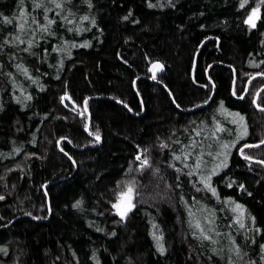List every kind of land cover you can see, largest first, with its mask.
<instances>
[{"label":"trees","instance_id":"16d2710c","mask_svg":"<svg viewBox=\"0 0 264 264\" xmlns=\"http://www.w3.org/2000/svg\"><path fill=\"white\" fill-rule=\"evenodd\" d=\"M241 3L0 0V264H264V164L239 151L264 161V4L252 30ZM132 172L169 199L124 221Z\"/></svg>","mask_w":264,"mask_h":264},{"label":"rangeland","instance_id":"374dc122","mask_svg":"<svg viewBox=\"0 0 264 264\" xmlns=\"http://www.w3.org/2000/svg\"><path fill=\"white\" fill-rule=\"evenodd\" d=\"M247 2H246V5H244L246 8H247V10L249 11V15L251 14V12H252V9L253 8H258V12L256 13V16L258 17V18H260V15L262 14V6H263V4H264V0H246ZM249 17V16H248ZM257 18V19H258ZM248 19V18H247ZM257 76H260V75H257ZM248 86H249V84L247 85V87L246 88H248ZM260 90L257 92V95H256V97L257 98H259V96L261 95V93L264 91V86L262 87V88H259ZM255 97V98H256ZM86 112H87V116H88V118H89V116H90V114H89V112H88V110L86 109ZM90 127H91V124H90V118H89V122H88V125H87V128H86V130H89V135H90V131H91V129H90ZM100 139V138H99ZM99 139H97V138H95L94 137V140H98V145L97 146H99V144L100 143H102V142H100V140ZM87 149V148H86ZM140 158L138 159L137 158V161H139V164L141 165L142 163H143V158L144 157H146V156H144V157H142V156H139ZM148 158V160H149V164L148 165H146V166H144L143 168H141L140 167V165H139V167H137L136 169H137V172L140 170V172H142V173H145L146 171H147V169L148 170H150L151 169V167H149V165L151 164L150 163V159H149V157H147ZM244 159H247V158H244ZM258 160V159H257ZM256 159H252V160H250V161H255L254 163H256V161H257ZM258 162V161H257ZM152 170V169H151ZM154 171H155V169L154 170H152V172L154 173ZM134 174H136V173H134V172H132L131 174H130V177H128V178H126L124 181H123V183H122V185L120 186V192L118 193V200H121V197H120V193L121 192H125V193H127V189L129 188V186H131V188H132V193H131V203L132 204H134L135 206L134 207H132L131 209H130V211L129 212H127V214H126V217H127V215L133 210V209H135V207L137 206V205H139V204H143V203H145L147 200H149V198L151 199V201H152V204L154 205H156V204H158V202H159V200H162V199H164V197L166 196V195H163V194H161L160 193V190L162 191V188L160 187V184H159V182H157V185H155L156 186V188H158L159 189V191H157L156 192V195L154 194V195H152V194H145L143 191H144V187H145V184L144 183H139V182H137V180H138V178L140 177V175L139 174H137V175H135L134 176ZM133 177H135V178H137V179H134ZM161 196V197H160ZM125 197H127V195L125 196ZM168 199H169V196H166ZM123 200H124V198H123ZM126 217H123L122 219L125 221V220H127L126 219ZM123 221V222H124Z\"/></svg>","mask_w":264,"mask_h":264},{"label":"snow or ice","instance_id":"6c2138e0","mask_svg":"<svg viewBox=\"0 0 264 264\" xmlns=\"http://www.w3.org/2000/svg\"><path fill=\"white\" fill-rule=\"evenodd\" d=\"M90 2H91V0H89V3H90ZM169 2L171 3V0H169ZM245 3H246V0H242L241 7H244V4H245ZM35 6H36V7H40L39 4H36ZM59 6L62 7L63 5H59ZM150 6H153V7H154L155 5H151V4H150ZM257 12H258V8H253L251 14L249 15V17H248V19H247V21H246V22L249 23L252 27H256V19L258 18V17L256 16V13H257ZM0 15H3V14L0 13ZM84 19H88V17H84ZM125 19H127V17H125ZM4 21H5V22H8V23L11 22L10 18L7 17V16L4 17ZM92 22L95 23L94 20H93ZM51 23H54V21H49V24H51ZM20 27L23 28V24H21ZM40 27H41L42 29H47V25H44V24H41ZM17 39H19V37H17ZM21 42H22V41H21ZM29 43H31V41H29ZM157 63H158V62H157ZM159 66H160L161 68L163 67L162 64L159 65ZM18 67H20V66L18 65ZM258 75H264V73H259ZM153 78H155V77H153ZM65 95L68 96L69 99H71V96H70L68 93H65ZM29 98H30V97H29ZM73 103H75V101H73ZM84 106L87 107V101H84ZM257 106L260 107V105H257ZM77 107H79V105H77ZM221 108H223V105H222V104H221ZM83 114H84V113L81 112V115H83ZM235 115L240 116V120H241V121L244 120V117H243L241 114H239V113H235ZM233 122L235 123L236 121H233ZM93 135H96L97 139H99V135H98V133H93ZM241 135H247V128H246V126L244 127V130H243V132L241 133ZM260 143H264V140L260 141ZM225 146H227V145H225ZM245 147H248V145H245ZM239 151H240V155H242V156H246V158L249 159V160L253 159V157H251V156H247V154L244 152V149H243V148H240ZM139 158H140V157H138V159H139ZM177 158H179V157H177ZM261 163L264 164V161H261ZM148 164H149V160H148V158H147V157H144V158H143V163L140 165V167L143 168L144 166H146V165H148ZM157 171H159V169H157ZM208 187L210 188V190H211L213 193H216V188L213 187L210 183L208 184ZM240 187L243 188L244 185L241 184ZM131 193H132V188H131V186H129V188L127 189V193H125V192H121V193H120L121 200H118V201L116 202V204L114 205L116 211H117L122 217H126L127 211H128L130 208H132V207L135 206L134 204L131 203ZM126 195H127V197H128L127 207H122L123 198H124ZM0 199H3V197L0 196ZM229 199H231V198H229ZM80 203H81L80 201H77L76 206H79ZM236 208H237V209H243L244 206L241 205V204H237V205H236ZM252 220L255 221V217H252ZM201 231H203V229H201ZM113 235H115V233H113ZM153 236H154V237L156 236V233H155V232H153ZM207 238H208L209 240L212 239L211 236H208ZM160 239H162V237L158 238V245H157V246L159 247V249H160L161 252H164L166 249L164 248V246H163L162 243H159V240H160ZM213 251H216V249L213 248ZM236 251L239 252V245L236 246Z\"/></svg>","mask_w":264,"mask_h":264},{"label":"water","instance_id":"95a60500","mask_svg":"<svg viewBox=\"0 0 264 264\" xmlns=\"http://www.w3.org/2000/svg\"><path fill=\"white\" fill-rule=\"evenodd\" d=\"M250 25V24H249ZM251 26V25H250ZM195 67H196V64H195V66H194V69H195ZM157 71L155 72V73H158V72H161V71H163V67L161 68L159 65H157V69H156ZM195 71H196V69H195ZM235 81H236V78H235ZM235 81H234V84H235ZM256 99H257V97H256ZM211 100V99H210ZM200 109V108H199ZM89 118H90V124H91V120H92V118L89 116ZM87 132L89 133V130H87ZM100 140V142H102V140L101 139H99ZM258 162H260L261 163V160L259 161V160H257ZM257 161H256V163H257ZM255 162V161H254ZM127 202H128V197H124V200H123V202H122V207H127ZM131 209V208H130ZM130 209L127 211V212H129L130 211ZM118 216L120 217V218H123L119 213H118Z\"/></svg>","mask_w":264,"mask_h":264},{"label":"flooded vegetation","instance_id":"af4514ba","mask_svg":"<svg viewBox=\"0 0 264 264\" xmlns=\"http://www.w3.org/2000/svg\"><path fill=\"white\" fill-rule=\"evenodd\" d=\"M262 14L260 15V18L256 19V27H253L252 30H257L259 24L262 22Z\"/></svg>","mask_w":264,"mask_h":264}]
</instances>
